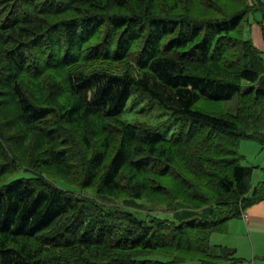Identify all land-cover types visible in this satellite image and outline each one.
<instances>
[{
    "label": "trees",
    "instance_id": "16d2710c",
    "mask_svg": "<svg viewBox=\"0 0 264 264\" xmlns=\"http://www.w3.org/2000/svg\"><path fill=\"white\" fill-rule=\"evenodd\" d=\"M255 26L264 0H0V264L243 263L212 239L264 201Z\"/></svg>",
    "mask_w": 264,
    "mask_h": 264
},
{
    "label": "rangeland",
    "instance_id": "374dc122",
    "mask_svg": "<svg viewBox=\"0 0 264 264\" xmlns=\"http://www.w3.org/2000/svg\"><path fill=\"white\" fill-rule=\"evenodd\" d=\"M247 37H251L255 42L253 29L250 30L249 33H247ZM200 108L210 111L223 110L225 112L235 113L238 109V97H234L231 100L223 101L221 103H215L213 105L209 103H202L200 105ZM169 116L170 113L168 111L162 109L155 103H152L150 99L143 98L140 99L139 101H135L134 95L131 97L127 105V108L123 113V119L130 123H136L138 121H148L152 124H157L159 122L167 120ZM160 133L167 135L168 137L172 136L173 134L172 124L170 123L167 124L165 127L162 128ZM240 151L241 154L245 157L242 160V163L244 165H253L256 167L264 165V151H262L261 148H259V145L254 141H243V143L241 144ZM261 177L262 174L259 171H256L255 181H257L258 178ZM140 204H142L141 210H133V211L137 214L138 217L146 218L148 214H151L150 213L151 210L148 209L149 205H146V203H140ZM154 214H158L162 217L173 218V215L166 210H161V209L154 210ZM235 224H233V226ZM241 224L243 225V223ZM241 224L240 223L237 224V227H239L237 231L231 232V234L229 235L231 240H229L228 242L232 244L237 242L238 238L236 237L241 229ZM216 242L219 243L218 239L214 237L212 239V244L217 245ZM225 244L228 245L227 243Z\"/></svg>",
    "mask_w": 264,
    "mask_h": 264
},
{
    "label": "crops",
    "instance_id": "0c3cea01",
    "mask_svg": "<svg viewBox=\"0 0 264 264\" xmlns=\"http://www.w3.org/2000/svg\"><path fill=\"white\" fill-rule=\"evenodd\" d=\"M253 32L256 44L264 49L261 29L255 26ZM239 223H243V225L241 224V229L236 237L238 238L237 242L232 244L228 242L231 240L229 235L238 230L237 224ZM233 224L235 225L233 226ZM214 237L218 239L217 245L237 250V256L243 260V263L238 264H264V201L250 207L244 212L242 218L231 221L227 233L215 234Z\"/></svg>",
    "mask_w": 264,
    "mask_h": 264
},
{
    "label": "bare ground",
    "instance_id": "6f19581e",
    "mask_svg": "<svg viewBox=\"0 0 264 264\" xmlns=\"http://www.w3.org/2000/svg\"><path fill=\"white\" fill-rule=\"evenodd\" d=\"M184 18H186V17H184ZM52 109H54L53 107H52ZM50 114V113H49ZM49 119V118H48ZM51 119V118H50ZM41 126V125H40ZM38 130V129H37ZM44 133V132H43ZM45 135H46V133H44ZM48 137H50V136H48ZM30 147V146H29ZM31 148V147H30ZM71 156V155H70ZM67 157V156H66ZM66 157H65V159H66ZM68 158H69V156H68ZM73 160V159H72ZM67 161H69V159L67 160ZM70 162V161H69ZM72 163H73V161H72ZM89 192V191H88ZM95 198H96V196H95Z\"/></svg>",
    "mask_w": 264,
    "mask_h": 264
}]
</instances>
